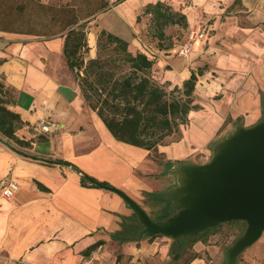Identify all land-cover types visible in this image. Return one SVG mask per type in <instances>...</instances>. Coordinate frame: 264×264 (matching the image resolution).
Instances as JSON below:
<instances>
[{
    "label": "crops",
    "instance_id": "obj_1",
    "mask_svg": "<svg viewBox=\"0 0 264 264\" xmlns=\"http://www.w3.org/2000/svg\"><path fill=\"white\" fill-rule=\"evenodd\" d=\"M107 1L109 8L90 23L91 57H96L95 49L98 53V36L104 30L128 41L131 52L154 58L155 79L170 82L171 88L182 87L208 64L198 80L203 91L198 85L195 91V104L201 107L190 113L181 138L170 137L159 146V173H136L130 165L123 169L117 166L116 153L128 154L130 161L147 153L151 160L154 153L115 139L89 107L67 64L65 39L0 29V104L25 122L15 133L21 142L0 132V187L9 181L20 186L10 199L0 192V264H226L231 238L221 239V232L185 244L182 251L176 240L160 235L113 240L111 234L121 230V217H131L133 209L92 181L83 185L82 174L72 166L48 161H69L96 181L117 186L151 215L148 209L156 206L147 201V193L168 192L177 183L176 164L169 173L162 171L163 165L207 163L223 133L263 118L264 0ZM158 2L178 17L186 16L187 30L204 34L188 57L178 54V43L175 48L164 41L159 45L148 36L151 16L145 9ZM114 10L130 37L102 25ZM47 123L53 126L44 131ZM256 243L237 264H264V239Z\"/></svg>",
    "mask_w": 264,
    "mask_h": 264
},
{
    "label": "trees",
    "instance_id": "obj_2",
    "mask_svg": "<svg viewBox=\"0 0 264 264\" xmlns=\"http://www.w3.org/2000/svg\"><path fill=\"white\" fill-rule=\"evenodd\" d=\"M81 3L84 7L77 5L75 0H58L57 4L43 0H0V29L37 37H63L67 64L75 73L89 107L98 113L115 139L157 153L159 146L167 143L170 137L181 138V128L189 124L190 113L201 107L195 104V91L204 69L193 72L182 87L170 89V82L161 84L155 79L154 58L145 52H131L128 41L104 30L97 42L101 54L91 57L90 23L110 4L107 0ZM145 14L151 16L158 29L154 32L155 37L150 36L149 31L148 36L158 40L159 45L169 41L165 34L168 25L181 23L182 27H188L186 16L178 17L163 2L148 5ZM107 50L109 54L104 56L102 53ZM23 125L25 122L20 115L0 104V132L5 137L21 142L15 133ZM48 162L72 166L82 174L83 185L87 186V181H96L69 161ZM177 163L180 161L168 164L169 169ZM147 201L156 206L154 214L150 215L154 220H164L176 213L175 204L159 193H147ZM121 219V230L112 233V239L120 243L139 240L143 224L137 214ZM229 223H235L238 229H246L243 221ZM229 223L194 238L176 241L179 246L184 245V241L191 244Z\"/></svg>",
    "mask_w": 264,
    "mask_h": 264
},
{
    "label": "water",
    "instance_id": "obj_3",
    "mask_svg": "<svg viewBox=\"0 0 264 264\" xmlns=\"http://www.w3.org/2000/svg\"><path fill=\"white\" fill-rule=\"evenodd\" d=\"M173 172L176 185L160 195L175 204L176 213L164 220H154L122 190L93 183L120 195L133 209L143 224L139 238H194L225 223L245 222L244 233L227 251L226 264H237L264 234V115L257 124L238 125L221 138L207 163L180 162Z\"/></svg>",
    "mask_w": 264,
    "mask_h": 264
},
{
    "label": "rangeland",
    "instance_id": "obj_4",
    "mask_svg": "<svg viewBox=\"0 0 264 264\" xmlns=\"http://www.w3.org/2000/svg\"><path fill=\"white\" fill-rule=\"evenodd\" d=\"M75 1H76L77 5L84 7L83 5H85V4L81 3L84 0H75ZM57 3H58V0H53V2H52V4H57ZM131 3L135 4V0H132ZM118 15H120V14L118 13L117 10L112 11L107 16L103 17V19L101 21L102 25L104 27L112 29L113 31H116V32L122 31L121 33H124V35H126L127 37H130L128 30L123 28L121 26V24L119 23ZM147 23H148L147 32L149 31L150 36L152 35L153 37H155L154 32H158V29L154 25L155 23H154V21H152V18ZM165 30H166V32H165L166 36L169 37L168 38L169 41H167L166 43L170 44L171 46H173V48H175V46H174L175 42L178 43V46H181V45L185 44L186 42H188L189 41L188 34L190 35L191 32L193 30H195V28L189 31V30H187V27H182V24L180 23V25L178 27L174 26V25H168ZM152 40L154 41L155 39L153 38ZM95 52H96V49H95ZM95 52H92V56L95 55L96 57H98L101 54V52H98V53L97 52L95 53ZM102 54L104 56H107V54H109V51L107 50V51L103 52ZM207 67H208V64L204 65L201 68L205 69ZM199 70H200V68H198L197 71L199 72ZM197 85L199 86V82H197ZM196 88H197V86H196ZM199 88L201 89V92H202L203 87L199 86ZM170 89H172V88L170 87ZM197 96L199 97L198 94H197ZM195 98H197L196 95H195ZM225 135H226V133H223L220 136V138H223ZM118 152H121V151H118ZM109 156H110V159L112 158L111 161L114 162V159H113L114 155L110 154ZM116 156H118L115 159V161L117 162V166H121L123 169H125V168H127V165L128 166L130 165V168H132L133 171H136V173H140V172L144 173L147 171L151 172V173H159L158 171H160L159 169L161 168L160 163L162 162L161 160L163 159V157H161V155L158 153H154L153 158L151 160H150V156L148 155V153H147V156L145 158H143V156H140V158L138 160L137 158L133 157V159L131 161L128 157V154L124 153V155L121 157V156H119V154L116 153ZM142 158H143V160H141ZM153 164H155V165H153ZM162 171L164 173H169V166L163 165ZM163 181H164V179L161 181L158 180L160 186H162V184L164 183ZM114 187L118 188L117 186H114ZM118 189H120V188H118ZM122 191L125 192L124 190H122ZM148 211H150L151 214H154V210L148 209ZM228 229H229V231H228ZM223 231H225V233H224L225 236H223ZM217 232H221V237H222L221 239L231 238V244H230V246H231L235 242V240L243 234L244 230L238 229L237 225L235 223H232V224L229 223L226 226L223 225V226L219 227L218 229L208 233L207 236L210 237L211 235H213ZM201 238L202 237H200V239ZM263 239H264V234L260 238V240L256 243V245L258 243H260ZM185 244H186V242L184 241V245H181V247H180L181 251L184 249Z\"/></svg>",
    "mask_w": 264,
    "mask_h": 264
},
{
    "label": "built area",
    "instance_id": "obj_5",
    "mask_svg": "<svg viewBox=\"0 0 264 264\" xmlns=\"http://www.w3.org/2000/svg\"><path fill=\"white\" fill-rule=\"evenodd\" d=\"M203 38H204L203 33L199 32L197 29L193 30L189 36V41L181 46H178V51H177L178 54L183 57H188L193 50L194 41ZM52 126L53 125L51 123L44 124L43 130L49 131V129ZM19 189L20 186L18 183L14 181H9L0 187V192L4 198L10 199L15 196V194L19 191ZM208 264H215V262L211 260L210 262H208Z\"/></svg>",
    "mask_w": 264,
    "mask_h": 264
}]
</instances>
